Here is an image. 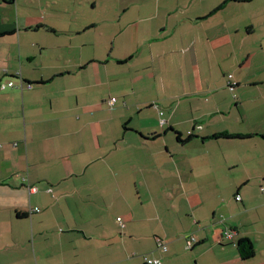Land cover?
<instances>
[{
    "label": "crops",
    "instance_id": "1",
    "mask_svg": "<svg viewBox=\"0 0 264 264\" xmlns=\"http://www.w3.org/2000/svg\"><path fill=\"white\" fill-rule=\"evenodd\" d=\"M10 81L0 264H264V0H0Z\"/></svg>",
    "mask_w": 264,
    "mask_h": 264
},
{
    "label": "trees",
    "instance_id": "2",
    "mask_svg": "<svg viewBox=\"0 0 264 264\" xmlns=\"http://www.w3.org/2000/svg\"><path fill=\"white\" fill-rule=\"evenodd\" d=\"M241 2H250L251 0H240ZM14 77H16V78H21V75H20V72L18 71V72H16L15 73V75H14ZM10 82H12V81H10ZM13 83V82H12ZM5 84V83H4ZM14 84V83H13ZM1 85V84H0ZM6 85V84H5ZM23 86V88H26V86L25 85H30V84H25L24 85V83L21 81L20 82V84H18L17 86ZM13 88H15V84H14V87ZM27 89V88H26ZM7 90V89H6ZM1 91V90H0ZM177 139L180 141V142H183L181 139H180V137H179V134L177 133ZM249 136H246V137H244V136H242V135H229L228 133H219V134H217V135H212L211 136V138H213L214 140H217V139H227V138H229V140H233V139H242V138H244V139H246V138H248ZM262 138H264V137H262ZM124 227V225L122 224V228ZM191 238H193V237H188L187 239H186V249L187 250H190V249H192V247L194 246V244L196 243V239H195V242L192 244V246L190 247V248H188L187 247V242L191 239ZM158 243H159V247H163L164 248V244H163V242L159 239L158 240ZM163 244V245H162ZM236 247H237V253H238V255H239V257L241 258V260H243V261H247V260H249V259H251L252 257H253V255H254V248H253V246H252V244H251V242L249 241V240H247V239H239L238 240V242L236 243ZM145 258H148V257H145ZM145 258H144V261H145Z\"/></svg>",
    "mask_w": 264,
    "mask_h": 264
},
{
    "label": "built area",
    "instance_id": "3",
    "mask_svg": "<svg viewBox=\"0 0 264 264\" xmlns=\"http://www.w3.org/2000/svg\"><path fill=\"white\" fill-rule=\"evenodd\" d=\"M14 87V84L12 82H9L7 83L6 85L5 84H1L0 85V90L3 91V90H6V89H9V88H13ZM18 88L20 89H23V86H17ZM26 88L27 89H31L32 86L31 85H26ZM115 103V99H111L109 100V105L112 106L113 104ZM236 200H239V197L236 198ZM35 211H38L37 209H35ZM117 222L122 226V222H121V219H117ZM195 242V239L194 238H191L188 242H187V247L190 248L192 246V244ZM160 262L158 260H150V258H145V264H159Z\"/></svg>",
    "mask_w": 264,
    "mask_h": 264
},
{
    "label": "rangeland",
    "instance_id": "4",
    "mask_svg": "<svg viewBox=\"0 0 264 264\" xmlns=\"http://www.w3.org/2000/svg\"><path fill=\"white\" fill-rule=\"evenodd\" d=\"M164 113H166V111H164ZM162 116H163V112H162Z\"/></svg>",
    "mask_w": 264,
    "mask_h": 264
}]
</instances>
